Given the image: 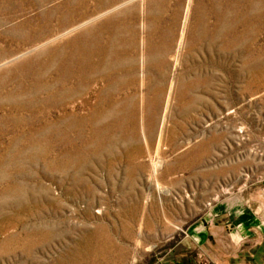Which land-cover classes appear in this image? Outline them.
I'll return each instance as SVG.
<instances>
[{"label": "rangeland", "instance_id": "374dc122", "mask_svg": "<svg viewBox=\"0 0 264 264\" xmlns=\"http://www.w3.org/2000/svg\"><path fill=\"white\" fill-rule=\"evenodd\" d=\"M71 1L0 0V264H166L215 204L263 182L264 0H119L18 42ZM158 24L205 37L184 61L190 106L170 91L150 106Z\"/></svg>", "mask_w": 264, "mask_h": 264}, {"label": "crops", "instance_id": "0c3cea01", "mask_svg": "<svg viewBox=\"0 0 264 264\" xmlns=\"http://www.w3.org/2000/svg\"><path fill=\"white\" fill-rule=\"evenodd\" d=\"M212 215L188 228L166 264H264V179L215 204Z\"/></svg>", "mask_w": 264, "mask_h": 264}, {"label": "bare ground", "instance_id": "6f19581e", "mask_svg": "<svg viewBox=\"0 0 264 264\" xmlns=\"http://www.w3.org/2000/svg\"><path fill=\"white\" fill-rule=\"evenodd\" d=\"M118 2L119 0H76L74 2L71 1L70 3L67 2V4H63L67 11L61 16L57 15V17L54 12L50 11L42 14L40 17H36L39 20L38 23L32 24V22H28V31L20 34L17 40L20 44H23L50 38L54 35L53 33L55 30L60 31L62 28L69 26L72 27L73 23L78 18L89 14V12L102 11L117 5ZM54 19L57 20L56 23L53 22ZM89 31L91 32L89 33L90 35L86 41L87 43L83 45L85 47L84 50H86L83 53V58L87 62L86 65H88V68L91 67V69H95L97 68V65L92 61H95L101 56L104 57L103 38L101 33H97V29L92 28ZM152 34L153 38L152 36L149 38L147 59L149 64L155 65L159 69L163 82L161 81L160 85L156 87V90L154 91V100L150 102V106L153 107L160 105L164 94L169 91L171 97L178 100L177 103L179 105L183 104V102H189L188 105H192L194 101L199 99L197 98V95L192 94L199 86V77L197 73L194 78L190 76V74H195V69L193 67L190 68V66H188V64L184 61L189 55H191V51L193 50L192 42L197 41L198 39H205L204 35L200 33L201 35H195L191 39L187 38V35L184 37L182 35L177 38L171 28H167L166 26L161 28L160 24H158L157 28L153 30ZM179 41L183 46V50L181 52L176 50L178 53H174L173 50L175 48V44H178ZM7 53L6 55H11L10 52L8 54ZM171 58L177 60L178 63H180L179 65L182 66V69H180L181 72H178L175 82L171 81L170 84L167 73L169 72L172 64L170 61Z\"/></svg>", "mask_w": 264, "mask_h": 264}]
</instances>
